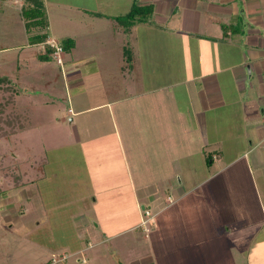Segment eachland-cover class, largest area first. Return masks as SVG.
I'll return each mask as SVG.
<instances>
[{
  "label": "crops",
  "instance_id": "crops-1",
  "mask_svg": "<svg viewBox=\"0 0 264 264\" xmlns=\"http://www.w3.org/2000/svg\"><path fill=\"white\" fill-rule=\"evenodd\" d=\"M44 1L47 14L54 12L62 30L79 31L72 35L74 51L80 44L88 47L91 62L101 58L113 64L116 68L111 67V72L125 80L141 65L137 61L139 41L150 33L149 43L152 31L163 37L164 46L154 47V73L148 74V81L154 82L145 92L137 91L135 78L124 84L128 95L154 96V103L144 107L147 115L141 136L146 138L142 144L154 143V159L149 160H154V176L159 178L154 185H136L132 192L141 199L150 198L148 209L153 208L151 221L156 219V223L143 238L149 244L147 250L141 253L138 246L142 244H129L137 253L132 251L123 259V253L117 251L113 264L122 260L129 264L244 262L235 250L239 238L256 234V229L262 232L264 224L260 205L264 184V0H138L154 6V27L152 21L125 30L116 17L128 13L134 0ZM49 16L48 31H53ZM126 57L131 62L127 66L122 63ZM75 69L73 77L78 78V66ZM128 122L125 127L131 133ZM131 135L125 134L124 142L133 149L136 143L129 142ZM200 172L201 178L193 186H184L183 180L172 186L173 177ZM160 183H169L177 195L171 197L168 189L166 204L158 194ZM251 199L258 200L252 217L248 211ZM135 205H140L137 199ZM251 226L255 228L251 230ZM136 228L143 227L133 226L129 231ZM122 234L101 241L96 237L92 242L89 237L90 246L83 248L78 242L71 255L91 250V264L108 263L111 255L101 253L99 247L109 243L111 252L118 246L111 240ZM154 247L163 253H155ZM47 264L55 263L50 260Z\"/></svg>",
  "mask_w": 264,
  "mask_h": 264
},
{
  "label": "rangeland",
  "instance_id": "rangeland-1",
  "mask_svg": "<svg viewBox=\"0 0 264 264\" xmlns=\"http://www.w3.org/2000/svg\"><path fill=\"white\" fill-rule=\"evenodd\" d=\"M41 1L47 8V1ZM25 3L26 0H0V78L7 79L15 98L5 115L15 110L26 122L25 129L0 136V264H47L50 260L55 264H91V250L71 255L77 243L86 248L96 237L101 241L120 232L123 234L111 240L118 245L111 252L109 243L99 247L101 253L111 255L108 263L102 264H113L118 252L123 253V259L130 257L132 251L137 253L132 247L137 244H142L138 246L140 252L147 250L149 244L143 238L150 234L156 219L151 221L154 211L148 209L150 198L136 197L132 189L145 183L154 185L155 178H159L154 176V160H149L154 159V143L142 144L146 138L141 136L147 115L144 107L154 103V96L128 95L124 84L135 78L137 91L145 92L154 82L148 81V74L154 73V47L164 46L163 37L152 31L151 42H147L149 32V37L139 41L137 61L141 65L129 73L127 80L111 72V67L116 68L113 64L101 58L91 62L87 56L91 50L81 44L75 51L64 53L62 64L53 54L41 61L39 55L45 48L43 44L30 43L22 17ZM51 13L47 14L53 27V31H47L51 41L61 44L67 36L73 38L79 33L71 28L62 30L63 25L59 27ZM152 21L154 27V19L148 23ZM38 31L44 30L35 28L31 34ZM145 33L144 30L141 35ZM122 63L129 65L127 61ZM75 66L81 74L78 78L73 77ZM3 88L0 85V103L10 95ZM126 120L134 134L129 141L136 143L133 149L124 142L125 134H131L125 127ZM201 173L177 175L172 186L180 180L184 186H193ZM158 186L165 204L168 189L171 188V197L177 196L169 183ZM260 198L264 209V184ZM257 201L249 202L251 217L256 215ZM143 205L148 210L142 209ZM137 225L143 228L129 231ZM261 228L262 232L256 229V234L250 232L239 238L235 250L242 255L244 262L240 264H264V224ZM154 252L163 253L160 247H154ZM117 264L129 263L122 260Z\"/></svg>",
  "mask_w": 264,
  "mask_h": 264
},
{
  "label": "trees",
  "instance_id": "trees-1",
  "mask_svg": "<svg viewBox=\"0 0 264 264\" xmlns=\"http://www.w3.org/2000/svg\"><path fill=\"white\" fill-rule=\"evenodd\" d=\"M27 3V6H26ZM23 6L22 17L25 21L27 27V34H29V40L32 45L43 44L45 51L39 55L41 61L47 60L51 54L54 53L55 49L50 46L47 41L49 40L48 28L49 19L47 16L45 5L41 0H26ZM155 8L153 5H142L139 4L138 0H134L131 9L123 16L116 17L117 21L123 27H131L137 23H147L150 21L154 14ZM35 28H42L44 31H38L37 34L32 35L31 32ZM128 28V29H129ZM64 53L70 52L74 46V40L72 38H66L60 44ZM127 63L129 62V57H126ZM6 78H0V85H3V91L5 94L9 93L3 103H0V136H11L17 132L18 129H25L26 122L23 116L13 110L6 112V108L9 104H14L15 98L14 94L10 92V85L6 84Z\"/></svg>",
  "mask_w": 264,
  "mask_h": 264
},
{
  "label": "built area",
  "instance_id": "built-area-1",
  "mask_svg": "<svg viewBox=\"0 0 264 264\" xmlns=\"http://www.w3.org/2000/svg\"><path fill=\"white\" fill-rule=\"evenodd\" d=\"M47 43L55 49L53 55H54L55 59L57 60V62L59 64H62L63 59H64V51H63L62 47L60 46V44L55 43V42L51 41L50 39L47 41ZM146 214L147 215L150 214L149 211H147ZM143 224H145V221Z\"/></svg>",
  "mask_w": 264,
  "mask_h": 264
},
{
  "label": "water",
  "instance_id": "water-1",
  "mask_svg": "<svg viewBox=\"0 0 264 264\" xmlns=\"http://www.w3.org/2000/svg\"><path fill=\"white\" fill-rule=\"evenodd\" d=\"M144 208V207H143Z\"/></svg>",
  "mask_w": 264,
  "mask_h": 264
}]
</instances>
